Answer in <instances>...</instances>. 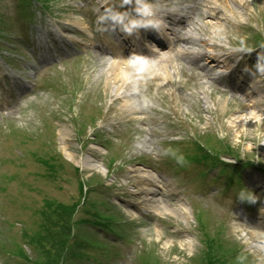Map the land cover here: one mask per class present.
<instances>
[{
    "label": "rangeland",
    "instance_id": "obj_1",
    "mask_svg": "<svg viewBox=\"0 0 264 264\" xmlns=\"http://www.w3.org/2000/svg\"><path fill=\"white\" fill-rule=\"evenodd\" d=\"M105 1H43L49 9L41 21L51 23L50 28L66 38L75 27L89 36H74L78 51L38 67L28 44L16 39L23 33L18 16L7 19L9 12L15 14L18 0H0V264H24L11 249L18 227L8 222L23 229L29 221L30 231H35L38 219L33 212L46 200L76 202L84 196L85 179L88 207L92 200L97 210L119 217L120 235L108 231V223L77 225L98 218L97 211L83 203L76 214L57 218L60 225L47 247L53 251L45 255L47 248L43 250V258L36 250L41 264H264V225L237 221L241 206L236 196L208 189L198 175L202 164L172 160L193 149L197 161L203 154L198 148L202 140L205 160L227 146L235 155L223 159L264 167V81L256 87L261 96L248 99L259 103L262 98V105L251 107L230 88L241 82L235 73L222 80L227 66L198 58L214 51L233 66L228 52L242 55L258 39L263 47L256 50L264 49V0H154L155 14L162 13V24L175 31L168 33L174 50L152 60L154 71L141 79L133 76L132 83L131 69L124 64L129 61L112 53L111 31L101 24L102 37L92 31L99 27L94 16ZM180 34L186 40H177ZM114 62L122 65L115 69ZM199 64L206 66L204 71ZM145 97L150 104H144ZM248 111L260 115L249 119ZM49 155L58 159L57 174L39 160ZM95 162L100 166H93ZM143 169L152 173L150 180L140 177ZM251 172V179L264 183L259 171L249 166L243 178ZM156 181L167 185L168 197L152 187ZM146 188L159 192L156 202H145ZM189 201L199 207L208 204L203 222ZM74 220L76 228L71 227ZM80 234L107 245L80 246ZM64 239L75 252L92 253L93 258L76 256L72 247L67 251Z\"/></svg>",
    "mask_w": 264,
    "mask_h": 264
},
{
    "label": "clouds",
    "instance_id": "obj_2",
    "mask_svg": "<svg viewBox=\"0 0 264 264\" xmlns=\"http://www.w3.org/2000/svg\"><path fill=\"white\" fill-rule=\"evenodd\" d=\"M123 5V10H108L106 15H101L98 18V22L101 25H110L113 31L119 30L126 36L141 29H151L159 33L160 22L155 19L156 9L153 0H123ZM100 30L104 29L101 28ZM129 67L131 69L129 83L133 82V76L136 79H141L145 75H150L155 69L154 62L143 56H131ZM256 67L258 71L264 72V63L259 62V57ZM143 102L145 105L151 103L147 97L143 98ZM173 155L175 154L173 153ZM176 162L178 164L184 163V157L182 155L176 156ZM235 196L241 202L255 203L257 200V195L247 187L238 189Z\"/></svg>",
    "mask_w": 264,
    "mask_h": 264
},
{
    "label": "bare ground",
    "instance_id": "obj_3",
    "mask_svg": "<svg viewBox=\"0 0 264 264\" xmlns=\"http://www.w3.org/2000/svg\"><path fill=\"white\" fill-rule=\"evenodd\" d=\"M207 57L208 56H206V58ZM124 64H126V62H124ZM121 65H122L121 62H114V65L112 67L116 69V68H120ZM126 65L128 66V63ZM251 112H253V111H248L247 112V115L249 114V119H251L253 117H259V115L257 114V112L256 113H254V112L251 113ZM93 166L99 167L100 166V163L95 162V163H93ZM142 177H145L144 173L142 174ZM143 193L146 194L147 196H150V195L153 196V197H156L157 196V193H156L155 190H147L146 193L145 192H143ZM145 202L146 203H148V202H154V200L149 197L147 200H145Z\"/></svg>",
    "mask_w": 264,
    "mask_h": 264
},
{
    "label": "trees",
    "instance_id": "obj_4",
    "mask_svg": "<svg viewBox=\"0 0 264 264\" xmlns=\"http://www.w3.org/2000/svg\"><path fill=\"white\" fill-rule=\"evenodd\" d=\"M60 208V207H59ZM70 210H67V208H63L60 212H57L56 216H63V215H69ZM66 243V239L62 241V244H65ZM54 248H47L46 249V255H47V252H52ZM47 259V257H46Z\"/></svg>",
    "mask_w": 264,
    "mask_h": 264
}]
</instances>
